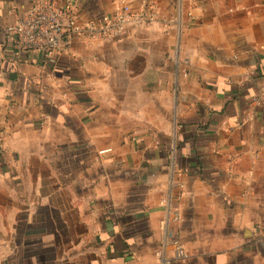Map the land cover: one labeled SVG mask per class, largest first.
Listing matches in <instances>:
<instances>
[{"label": "crops", "instance_id": "obj_1", "mask_svg": "<svg viewBox=\"0 0 264 264\" xmlns=\"http://www.w3.org/2000/svg\"><path fill=\"white\" fill-rule=\"evenodd\" d=\"M56 1L160 19L44 59L0 0V264H264V0Z\"/></svg>", "mask_w": 264, "mask_h": 264}, {"label": "built area", "instance_id": "obj_2", "mask_svg": "<svg viewBox=\"0 0 264 264\" xmlns=\"http://www.w3.org/2000/svg\"><path fill=\"white\" fill-rule=\"evenodd\" d=\"M159 13L155 3H148L140 8L124 3L111 15L81 19L77 8L72 4L59 5L56 0H36L33 6L7 26V31L15 36L19 48L38 53L46 59L62 46L67 32L88 43L114 41L130 25L159 20ZM201 17L202 13L197 15V18ZM257 99L264 101V78L260 83ZM171 245L175 258L185 257V251L178 239H172Z\"/></svg>", "mask_w": 264, "mask_h": 264}]
</instances>
